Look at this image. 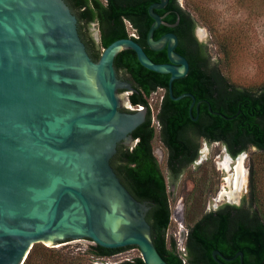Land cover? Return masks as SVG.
<instances>
[{"label": "water", "instance_id": "1", "mask_svg": "<svg viewBox=\"0 0 264 264\" xmlns=\"http://www.w3.org/2000/svg\"><path fill=\"white\" fill-rule=\"evenodd\" d=\"M168 2L149 7L148 45L166 49L169 58L156 63L132 37L113 41L93 59L67 0H0V264H24L38 243L73 240L137 246L146 264H170L153 240L151 206L132 195L111 164L118 143H129L148 113L131 102L128 110L139 111L122 109L120 90H134L117 72L121 51L132 49L144 67L170 74V96L192 97L193 116L195 96L173 95V82L190 69L176 51L178 36L154 37L162 24L179 23L156 12ZM180 209L172 216L183 222ZM187 233L181 230V245ZM213 255L240 256L243 263L242 251Z\"/></svg>", "mask_w": 264, "mask_h": 264}, {"label": "trees", "instance_id": "2", "mask_svg": "<svg viewBox=\"0 0 264 264\" xmlns=\"http://www.w3.org/2000/svg\"><path fill=\"white\" fill-rule=\"evenodd\" d=\"M157 1L109 0L105 4L102 0H67L81 23H87L99 15L103 17V23L109 24H103L100 42L95 45L94 59L97 60L103 49L113 41L129 37L126 27L128 19L138 31V37L134 39L143 46L148 56L156 63H165L169 60L167 50L154 51L147 43V33L154 21L149 7ZM156 12L165 16L167 23H175L180 17L176 27L162 24L155 30L154 37L158 39L168 32L178 35L177 51L187 57L190 70L185 77L173 82V95L177 97L189 92L195 96L193 116L190 114L192 97L174 100L170 96V74L144 67L132 49L121 51L115 59V66L132 76L136 89L130 95L131 102L145 105L148 113L145 122L133 132L138 139L136 145L132 149L118 146L111 164L132 195L151 206L147 220L152 227L153 240L159 253L170 264H216L214 250H219L226 257H234L242 251L244 264H264V191L260 188L259 169L256 172L253 166L249 198H244L240 204L225 203L205 212L189 229L185 256L178 250L175 239H167L172 211L168 183L154 154L153 141L157 128L149 107L150 95L159 87L166 89L157 119L161 126L159 135L170 149L169 164L183 149L189 148L188 133L195 136L196 152L186 158L180 168L171 169V172L179 174L198 157L197 144L203 139L210 143L222 142L234 156L251 147L264 155V82L253 90L240 87L225 76L219 64L213 61L208 45L200 43L194 35L199 21L180 5L179 0H169L164 9ZM194 117L197 119L194 120ZM130 248L138 249L137 246L107 248L93 244L81 253L94 257L96 261H103ZM81 253L66 252L38 243L24 264H84ZM235 261L239 264L240 256ZM108 264L146 263L139 254Z\"/></svg>", "mask_w": 264, "mask_h": 264}, {"label": "rangeland", "instance_id": "3", "mask_svg": "<svg viewBox=\"0 0 264 264\" xmlns=\"http://www.w3.org/2000/svg\"><path fill=\"white\" fill-rule=\"evenodd\" d=\"M179 3L199 21L198 36L208 45L213 61L219 64L223 74L240 87L257 90L264 82V0H179ZM126 24L131 32L132 28L127 22ZM158 108L159 103L156 102L153 123L157 128V135L153 141V148L169 185L171 211L180 206L182 208L180 217L183 220L180 222L172 216L167 239L169 241L175 239L179 244L183 228L189 231L205 212L215 210L229 202L225 198L220 199L219 195L221 192L234 190V182L238 175L243 178L241 194L243 198H249L252 166L256 172L259 169L260 188L264 191V155L251 147L238 160L232 162L225 155L220 143L208 145L201 141L200 164L196 168H188L183 173L175 182L173 193L166 172L165 159L162 161L158 152L165 150L160 142L159 124L155 118ZM200 188L206 189L204 195L200 194L201 191L198 190ZM240 201L238 198L231 201V204H238ZM186 241L187 239L184 241L185 246ZM90 246L87 241L73 240L49 247L81 253ZM139 254H141L139 249L131 248L103 261H96L94 257L82 253L81 256L84 264H108Z\"/></svg>", "mask_w": 264, "mask_h": 264}, {"label": "flooded vegetation", "instance_id": "4", "mask_svg": "<svg viewBox=\"0 0 264 264\" xmlns=\"http://www.w3.org/2000/svg\"><path fill=\"white\" fill-rule=\"evenodd\" d=\"M103 1V3H108V1L109 0H102ZM74 11V10H73ZM74 13H75V11H74ZM76 14V13H75ZM76 16H77V18H78V26H79V33H80V36H81V38H82V40H83V42L85 43V45H86V48H87V50H88V52H89V54L91 55V57L93 58V54L95 53V45L96 44H98L99 42H100V39H101V33H102V27H103V24H105V25H107V26H109V24H107V23H103V17H101V16H99L98 15V17H96L95 19H92V20H89L87 23L86 22H84V23H81V21L79 20V17H78V15L76 14ZM126 21H129L130 22V24H131V26H132V28L133 29H135L136 30V32H137V35H138V31H137V29L133 26V24H132V22L130 21V20H128V19H126ZM179 22H180V17H179ZM179 24V23H178ZM126 27H127V24H126ZM127 31H128V33H130V31H129V29H128V27H127ZM176 34V33H175ZM177 35V34H176ZM194 35L196 36V38L198 39V41L200 42V43H206V42H204V41H202L201 39H200V37L198 36V33H197V28L195 29V32H194ZM178 36V35H177ZM129 37H131L130 36V34H129ZM132 38H136V37H132ZM156 39V38H155ZM148 43V42H147ZM178 45H179V38H178ZM177 48H178V46H177ZM177 48H176V51H177ZM178 52V51H177ZM180 53V52H179ZM183 55V54H182ZM101 56V55H100ZM186 57V56H185ZM100 58V57H99ZM98 58V59H99ZM187 58V57H186ZM94 59V58H93ZM97 59V60H98ZM169 59V58H168ZM96 60V59H95ZM169 61V60H168ZM117 69V68H116ZM190 70V69H189ZM117 72L119 73V75H120V78H122V79H124L126 82H127V84L133 89V90H135L136 89V86H135V81L133 80V78H132V76L128 73V72H126L125 70H118L117 69ZM162 89V91H160L159 89ZM125 92H127V93H125ZM132 90H130V89H121L120 90V93L121 94H123L124 95V99H125V101H124V103H123V110H127V111H129L128 110V108H127V104H128V102H131V99H130V95L132 94ZM152 93H154V98H156L155 100L157 101V103H159V108H158V112L160 111V109L162 108V105H163V101H164V99H165V95H166V89L165 88H162V87H159V88H157L155 91H153ZM161 95H163V98H162V100H160V96ZM132 103V102H131ZM147 108V107H146ZM191 109V108H190ZM136 111H139V110H134V111H130V112H136ZM147 118V117H146ZM156 118H157V116H156ZM146 120V119H145ZM158 120V119H157ZM145 122V121H144ZM143 122V123H144ZM154 124V123H153ZM158 124H159V129H161V126H160V122L158 121ZM141 125V124H140ZM139 125V126H140ZM134 132V131H133ZM133 132L131 133V135H132V138H131V141L129 142V143H126L125 141H122V142H120V143H118V146H123V147H126V148H129V149H132L135 145H136V143H137V141H138V139H137V137H134V135H133ZM159 132H160V130H159ZM190 135V136H189ZM188 136H189V139H190V143H189V148H186V149H183L182 150V152H180L179 154H177V156H175V158L174 159H172V162H171V164H169L170 162V157H171V155H170V149L168 148V146L166 145V143L164 142V140L160 137V142H161V144L163 145V147H164V151L162 150V151H158L159 152V155H160V157H161V160L163 161L164 159H165V163H166V172H167V176H168V178H169V183L171 184V187H172V189H173V193H175V186H176V181H178L179 179H180V177L183 175V173L188 169V168H190V167H193V168H196L197 167V165H199L200 164V161H199V158H200V156L202 155V147H201V140H199V144H197V146H198V153H199V155H198V157L194 160V161H192L191 163H189L187 166H186V168H185V170L184 171H182L181 173H179V174H176V172H174V171H172L171 172V169H173V170H175L174 168H180L181 167V165H182V163L184 162V160H186V158H188V157H190V156H192L195 152H196V139H195V136L194 135H192V134H190V133H188ZM185 137H187L186 135H185ZM192 139V140H191ZM182 142H184V141H182ZM203 142L204 143H207L208 145H211L212 143H215V142H218V143H220L222 146H223V149H224V153H225V155L226 156H228V158L232 161V162H234L235 160H238L239 159V157L245 152V151H243V152H241V153H239V154H237L236 156H234L233 155V152L232 151H230L229 149H228V147L226 146V145H224L222 142H220V141H215V142H212V143H210L209 141H207V140H204L203 139ZM118 146H117V151H118ZM117 151H116V153H117ZM115 153V154H116ZM114 154V155H115ZM154 154L156 155V157H157V154H156V152L154 151ZM114 155H113V157H114ZM112 157V158H113ZM158 158V157H157ZM112 160V159H111ZM159 160V159H158ZM159 164H160V161H159ZM161 166V165H160ZM239 174H240V172H239ZM234 179V178H233ZM232 179V180H233ZM234 190L233 191H230V192H221L220 193V195H219V198L220 199H227L229 202L228 203H230L231 204V201H233V200H235V199H241V201H240V203L242 202V200L244 199L243 197L244 196H242L243 194H241V189H242V185H243V178H242V176L240 175L239 176V182H238V185L236 186V183L234 182ZM169 186V185H168ZM231 186H232V184H231ZM198 190H200L201 192H200V194H202V195H204L206 192V189L205 188H200V189H198ZM168 193H169V190H168ZM232 196H235L236 198L235 199H230ZM240 203H238V204H240ZM175 210V209H174ZM173 210V211H174ZM188 233H189V231H187ZM188 233H187V236H188ZM187 236H186V239H187ZM185 248H186V246H185ZM186 255V254H185ZM213 258H214V255H213ZM218 259L219 260H217V259H215L214 258V260H215V262H216V264H227V262H230V263H232V264H238L235 260L237 259V258H235V259H233V260H230V261H225V260H223L220 256H218ZM239 264H244V260H243V263H242V261H241V258H240V262H239Z\"/></svg>", "mask_w": 264, "mask_h": 264}, {"label": "built area", "instance_id": "5", "mask_svg": "<svg viewBox=\"0 0 264 264\" xmlns=\"http://www.w3.org/2000/svg\"><path fill=\"white\" fill-rule=\"evenodd\" d=\"M126 22H127L128 25L132 28L130 22H129V21H126ZM129 34H130L131 37H138L136 30L133 29V28H132V31H131ZM159 90L162 91L161 88H160ZM162 98H163V95L160 96V100H162ZM155 99H156V98H154V93H152V94L150 95L149 99H148V101H149V107H150V109H151L152 115H154V104L157 102ZM139 107H140V110L146 108V106L143 105V104H139ZM153 117H154V116H153ZM155 118H156V116H155ZM155 118H154V120H155ZM157 122H158V120H157ZM178 249H179V251H180L181 253L183 252L182 255L185 256V254H186V248H185V245H184V244L181 245V244L179 243V244H178ZM184 262L186 263V260H184Z\"/></svg>", "mask_w": 264, "mask_h": 264}, {"label": "bare ground", "instance_id": "6", "mask_svg": "<svg viewBox=\"0 0 264 264\" xmlns=\"http://www.w3.org/2000/svg\"><path fill=\"white\" fill-rule=\"evenodd\" d=\"M238 174H239V171H238ZM237 178L238 179L235 181L236 185H238V182H239V175L237 176ZM235 198H236L235 196H232L230 199H235ZM178 209L181 210L180 206L178 207Z\"/></svg>", "mask_w": 264, "mask_h": 264}]
</instances>
